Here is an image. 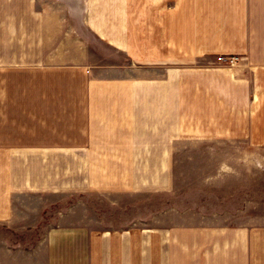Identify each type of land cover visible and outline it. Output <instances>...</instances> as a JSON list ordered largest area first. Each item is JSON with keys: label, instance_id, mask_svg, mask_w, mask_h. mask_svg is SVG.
Listing matches in <instances>:
<instances>
[{"label": "crops", "instance_id": "obj_1", "mask_svg": "<svg viewBox=\"0 0 264 264\" xmlns=\"http://www.w3.org/2000/svg\"><path fill=\"white\" fill-rule=\"evenodd\" d=\"M188 163L235 220L129 216ZM261 172L264 0H0V264H264Z\"/></svg>", "mask_w": 264, "mask_h": 264}, {"label": "rangeland", "instance_id": "obj_2", "mask_svg": "<svg viewBox=\"0 0 264 264\" xmlns=\"http://www.w3.org/2000/svg\"><path fill=\"white\" fill-rule=\"evenodd\" d=\"M188 166L190 163L175 170V181L171 191L160 197L150 196L147 206L144 202L143 207L141 205L130 207L129 216L135 214L139 219L142 215L144 218L149 216L148 220H143L165 227L173 223H222L235 220L238 209H243L242 200L237 196V175L231 174L224 188H221V185L213 189L195 188L203 185L200 176L203 177L204 174L189 173ZM262 179H264V173ZM158 199L160 202L159 212L157 211ZM162 201L165 202L164 212L161 210ZM261 208L264 212V206ZM102 216L104 217V214Z\"/></svg>", "mask_w": 264, "mask_h": 264}, {"label": "built area", "instance_id": "obj_3", "mask_svg": "<svg viewBox=\"0 0 264 264\" xmlns=\"http://www.w3.org/2000/svg\"><path fill=\"white\" fill-rule=\"evenodd\" d=\"M220 63L226 64L227 66H233L237 63L236 56H218L217 59Z\"/></svg>", "mask_w": 264, "mask_h": 264}]
</instances>
